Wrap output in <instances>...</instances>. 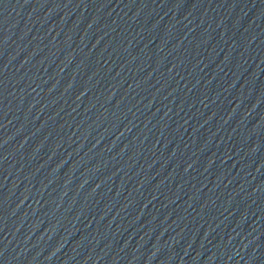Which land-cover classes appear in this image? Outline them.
Masks as SVG:
<instances>
[{
  "label": "water",
  "instance_id": "obj_1",
  "mask_svg": "<svg viewBox=\"0 0 264 264\" xmlns=\"http://www.w3.org/2000/svg\"><path fill=\"white\" fill-rule=\"evenodd\" d=\"M0 264H264V0H0Z\"/></svg>",
  "mask_w": 264,
  "mask_h": 264
}]
</instances>
